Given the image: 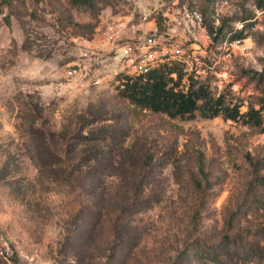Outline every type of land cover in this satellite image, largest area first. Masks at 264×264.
Instances as JSON below:
<instances>
[{"label":"rangeland","instance_id":"rangeland-1","mask_svg":"<svg viewBox=\"0 0 264 264\" xmlns=\"http://www.w3.org/2000/svg\"><path fill=\"white\" fill-rule=\"evenodd\" d=\"M150 44L157 65L183 62L215 96L260 107L257 0H0V264H223L204 248L228 234L264 246V210L238 212L264 131L131 104L126 46Z\"/></svg>","mask_w":264,"mask_h":264},{"label":"trees","instance_id":"trees-1","mask_svg":"<svg viewBox=\"0 0 264 264\" xmlns=\"http://www.w3.org/2000/svg\"><path fill=\"white\" fill-rule=\"evenodd\" d=\"M75 4L97 5V0H71ZM258 7L264 6V0H257ZM79 28L90 29V24L75 23ZM120 94L138 109H148L176 118H191L197 112L204 116L222 114L226 118L242 120L250 127L264 131V97L259 96L256 107L249 102L246 111L241 110L240 103H228L225 95L215 96L210 85L189 74L183 62L173 60L154 65L146 71L135 74L123 73ZM26 119L32 121L26 125L34 132L32 122L35 115L32 110H25ZM29 120V119H28ZM39 151V147H36ZM35 157L32 155V158ZM243 189L238 204V212L244 216L264 210V159L248 155L243 175ZM237 212V211H235ZM224 218L230 226L234 224L235 213L225 212ZM256 235L264 237V226L258 228ZM205 251L223 264H264V246L260 242H248L228 234L217 246L207 247Z\"/></svg>","mask_w":264,"mask_h":264},{"label":"built area","instance_id":"built-area-1","mask_svg":"<svg viewBox=\"0 0 264 264\" xmlns=\"http://www.w3.org/2000/svg\"><path fill=\"white\" fill-rule=\"evenodd\" d=\"M152 48V45L150 44L147 46V50L145 51H136L132 45H127L126 50L132 54L131 62L133 64V71L134 72H141V71H146L150 67L157 65L159 61H156L155 59L157 58V52L158 51H152L150 52L149 49ZM181 50V46L179 43H176L174 45V52H179ZM168 52V51H167ZM162 60V59H161ZM79 74L78 68L75 66L70 67L67 70V77L72 79L76 77Z\"/></svg>","mask_w":264,"mask_h":264}]
</instances>
